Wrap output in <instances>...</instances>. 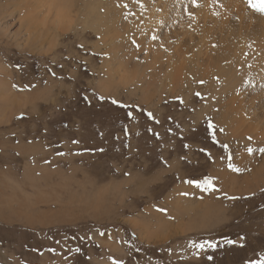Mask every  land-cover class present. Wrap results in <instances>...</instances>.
Instances as JSON below:
<instances>
[{"label":"rangeland","instance_id":"1","mask_svg":"<svg viewBox=\"0 0 264 264\" xmlns=\"http://www.w3.org/2000/svg\"><path fill=\"white\" fill-rule=\"evenodd\" d=\"M155 1L11 0L1 15L0 264H245L264 251V70L249 65L261 56L256 40L232 39V14L228 27L210 30L221 77L206 90L195 61L200 1L167 0V10ZM211 1L225 9L230 0ZM53 2L70 20L45 34L34 24L57 22L54 12L43 20ZM174 64L181 75L172 82ZM228 78L248 86L249 114L233 121L214 116ZM205 176L215 189L186 182ZM240 235L243 248L218 245L199 257L189 244Z\"/></svg>","mask_w":264,"mask_h":264},{"label":"bare ground","instance_id":"2","mask_svg":"<svg viewBox=\"0 0 264 264\" xmlns=\"http://www.w3.org/2000/svg\"><path fill=\"white\" fill-rule=\"evenodd\" d=\"M153 1V0H152ZM192 1V0H191ZM200 2H199V6H200V8H201V10H200V12H199V8L197 7L196 9L198 10V12H199V14L197 13H195V16H196V19L198 20V24H199V26H200V31H197L196 33H197V35L199 34V32H201V35H202V40L199 38V36H200V34H199V36H197V35H195V36H197L200 40H201V42H202V44H200V48H199V52L197 53V59L195 60V61H197V63H198V72H200V78L202 79V80H205V79H207V78H209L207 81H206V84H205V89L206 90H208V89H210V91H211V88H212V92H213V90L215 89V83L217 82V79L219 78V77H221L220 75H219V73H218V70H219V59H218V57H221V60H222V56H220L219 54V56L217 55V54H215L216 53V50L219 48L218 47V45H216V47H218L217 49L215 48V50H212V53H210L211 51H209V49H208V47L209 46H207V41L209 40L208 38H209V33H210V30L212 31V29H215L216 27H222V28H224V26H226L227 24V22L231 19V14L233 15V16H235V18L234 19H236L235 21L237 22V28H238V32L235 34V32H232L231 34L230 33H228L229 35H233L232 36V39L234 40V41H239V38H241L242 37V35H252V40H256V43L255 44H252V46H253V52L254 53H256V52H259L260 51V53H261V56H256V55H254L253 57L254 58H256V62H255V60H251V58H250V60H249V65L251 66V67H254V68H256L255 66H257V68H259V69H262V70H264V16H258L256 13H255V11H253L252 9H250L249 7H248V5H247V3H245V2H242L241 0H230V1H228V3H227V5L229 6L228 8L226 7L225 9H223V8H219V9H216V8H218V7H216L215 8V5H217V4H212V1L211 0H199ZM215 1V0H214ZM219 1V0H218ZM224 2L226 1V0H223ZM154 2H159V1H155L154 0ZM161 2V1H160ZM184 2V1H183ZM38 3H39V1H32L31 2V4H32V7L34 8L35 6H37L38 5ZM187 3V2H186ZM217 3V2H216ZM9 4H11V0H8V2H5V7L3 8V7H0V18H1V15L3 16V13L5 12V10H6V8H7V6L9 5ZM157 4V3H156ZM161 4H162V6L163 7H165V9L167 10V0H164V3L163 2H161ZM181 4V3H180ZM223 4V3H222ZM41 5H43V4H41ZM134 5V4H133ZM195 6H197L196 5V3L194 4ZM55 6V7H54ZM154 6H156V5H154ZM154 6H152L151 4H149V7H148V5H147V7L150 9V10H152V11H154V8H156V7H154ZM182 6V5H181ZM191 6H193V4L191 5ZM247 6V7H246ZM194 7V6H193ZM210 7H211V9H210ZM223 7V6H222ZM134 8H135V5H134ZM138 8V7H137ZM136 8V9H137ZM122 9V8H121ZM186 9V8H185ZM45 14H44V16H43V20H47L48 18L47 17H49L50 15H51V13H53L54 12V16H53V19L52 20H55V21H57V22H55L54 24H52V25H48V23L47 22H45V21H41V22H37V24H34V26H36V27H34V28H37L38 29V27H39V25L41 26L40 28H41V30L43 31V32H45V34H48L49 32H51L52 30H54L55 29V26L56 27H58V28H61V26L63 25H65V23H66V20H70V19H65L64 18V12L63 11H59L58 9H57V7H56V5H55V3L53 2V5H52V7H50V6H47V7H45ZM142 10V9H141ZM158 10V9H157ZM136 11V10H135ZM146 11L148 12V14L146 15V17H152V11H148L147 9H146ZM183 11V10H182ZM190 11H191V9H190ZM219 11V12H218ZM188 12H189V10H188ZM135 13V12H134ZM177 13V12H176ZM137 15H141V14H138L137 13ZM185 15V14H184ZM189 15V14H188ZM230 15V16H229ZM158 16V15H157ZM176 16H177V14H176ZM180 16V15H179ZM191 16V15H190ZM245 16H247V19L245 20ZM103 17V16H102ZM107 17V16H106ZM135 18V17H134ZM128 19V18H127ZM140 19H142V18H140ZM140 19H138V20H140ZM146 19V18H145ZM148 19H150V18H148ZM233 18L231 19V20H234ZM128 20H131V19H128ZM142 20H144V18L142 19ZM183 20V19H182ZM189 20V19H188ZM219 20H221V21H219ZM217 22H220V24H218ZM231 22V21H230ZM35 23H36V21H35ZM134 24H135V22H134ZM145 24V23H144ZM28 25H30V24H28ZM55 25V26H54ZM191 25H193V24H191ZM105 26V25H104ZM195 27V29H197L198 30V27L196 26V24L194 25ZM189 27H190V25H189ZM197 27V28H196ZM227 27H228V25H227ZM226 27V28H227ZM137 28V27H136ZM190 28H193V27H190ZM30 29H31V26H30ZM36 29V30H37ZM56 30V29H55ZM224 30V29H223ZM223 30H222V32L221 33H223ZM228 30H230V29H228ZM140 32V31H139ZM189 34H190V32H188ZM187 33V34H188ZM4 34V33H3ZM219 34H220V32H219ZM218 34V35H219ZM224 34V33H223ZM153 35V34H152ZM222 35V34H221ZM4 36V35H3ZM37 36H41V34L39 35H37ZM141 36V35H140ZM176 36V35H175ZM191 36H193V31L191 30ZM177 37H178V35H177ZM176 37V38H177ZM194 37V36H193ZM141 38V37H140ZM197 38V39H198ZM151 39V38H150ZM166 39V38H165ZM195 39V38H194ZM152 40V39H151ZM179 40H180V37H179ZM187 40V39H186ZM213 40V39H212ZM223 40H227V37L225 36V35H223ZM247 40V39H246ZM139 41V40H138ZM141 41H142V39H141ZM164 41V40H163ZM168 41V40H167ZM189 41V40H188ZM197 41V40H196ZM219 41V40H218ZM150 42H152V41H150ZM156 41H154L153 43H155ZM158 42V41H157ZM160 42V41H159ZM192 42V41H191ZM224 42V41H223ZM240 42V41H239ZM138 43V42H137ZM151 44L147 49L148 50H150L151 52H152V57H151V61H155V60H157L156 58H157V54H155L154 52L156 51V47H155V45L154 44ZM171 43H173V42H171ZM185 43H187V42H185L184 41V44H183V42H182V44L184 45V46H186V44ZM189 43V42H188ZM193 43V42H192ZM192 43L190 44V46H189V44H187L189 47H191V45H192ZM196 43V42H195ZM230 41L227 43V47H229L230 46ZM241 43V42H240ZM245 43V42H244ZM252 43V42H251ZM157 44V43H156ZM197 44H199V41H197ZM226 44V43H225ZM140 45V44H139ZM159 45V44H158ZM176 45V44H175ZM180 45H181V41H180ZM180 45H179V47H180ZM209 45V44H208ZM177 46V45H176ZM184 46H182L183 48H184V50L182 49V54H183V51L185 52L186 51V48L184 47ZM195 46H196V44H195ZM225 46V45H224ZM251 46V47H252ZM178 47V46H177ZM178 47V48H179ZM144 48V47H143ZM159 48V47H158ZM164 48V47H163ZM197 48H198V46H197ZM221 48L223 49V50H225V48L223 47V45H221ZM138 49V48H137ZM162 49V48H161ZM161 49H160V51L159 52H161ZM169 49H170V47H169ZM220 49V48H219ZM259 49V50H258ZM179 50V49H178ZM221 50V49H220ZM229 50V49H228ZM238 50V49H237ZM246 50V49H245ZM157 51V52H158ZM171 51V50H170ZM194 51V50H193ZM219 51V50H218ZM147 53H148V51H146ZM175 52L176 53H179L180 54V50H179V52L178 51H176L175 50ZM239 52V51H238ZM226 53V52H225ZM230 54V53H229ZM229 54H227L228 56H229ZM240 54V53H239ZM218 57H217V56ZM222 55H224V53L222 54ZM226 54L224 55V56H227ZM258 55V54H257ZM159 56H162V55H159ZM171 56V55H170ZM172 57V56H171ZM177 57V56H176ZM162 58V57H161ZM163 58H166V57H163ZM162 58V59H163ZM170 58V57H169ZM258 58V59H257ZM161 59V60H162ZM178 59H179V56H178ZM177 59V60H178ZM249 59V58H248ZM259 59H261V61L259 60ZM170 60V59H169ZM176 60V59H175ZM225 60H226V58H225ZM247 60V59H246ZM173 61H174V59H173ZM191 62H192V60H190ZM224 61V60H223ZM227 61H229V58H228V60ZM226 61V62H227ZM236 61H237V59H236ZM172 62V61H171ZM184 62H186V61H181V63H178L179 64V66L181 67V66H183L184 65ZM165 63V62H164ZM164 63H162V65L164 66ZM174 63V62H173ZM173 63H170V64H173ZM176 63V62H175ZM236 63V62H235ZM241 63V62H240ZM246 63V62H245ZM149 64H150V60H149ZM158 64V63H157ZM166 64V63H165ZM169 63H167V65H168ZM232 64H233V62H232ZM155 65H156V63H155ZM155 65L153 66V64L151 63V66H153V67H155ZM176 64H174L173 65V67H167V71L169 72V78L171 79L170 81H172V82H174L177 78H179V76L181 75V71L180 70H178V68H177V66L178 65H176ZM239 66V65H238ZM152 67V68H153ZM165 67V66H164ZM190 67V66H189ZM241 67V66H240ZM243 67L245 68L246 67V65H243ZM158 68H160V67H158ZM192 68V67H191ZM191 68H189V69H191ZM238 68V67H237ZM188 69V68H187ZM230 69V68H229ZM162 70V69H161ZM245 70H246V68H245ZM152 71V70H151ZM166 71V70H165ZM156 72H157V69H156ZM159 72V71H158ZM228 72V71H227ZM230 72V71H229ZM155 74V73H154ZM171 76V77H170ZM224 77V76H223ZM232 78H234V76L232 75L231 76V79ZM231 79L230 78H228L227 79V82H228V86H230L231 88H228L229 90H230V92L228 91V93L226 92V93H219L218 94V96H217V98L214 100V103L216 104V107H217V111L215 112V114H214V116H216V115H219V116H221L222 115V117H224L225 118V120H226V117H231V119H232V121H233V119H240V118H243V117H245V116H247L248 114H249V111L248 110H246V109H244V99L242 98V89H247L248 88V86L245 84V83H243V84H241V85H239L240 86V88H238V86L237 87H235V85L237 84V82L239 81V79L237 78V80L235 81V84L234 83H231ZM116 80V79H115ZM181 80V79H180ZM179 80V81H180ZM242 82H246L247 81V79H243V80H241ZM222 82V81H221ZM239 84V83H238ZM237 84V85H238ZM214 86V87H213ZM234 86V87H233ZM232 87H233V89H232ZM226 88V87H225ZM219 89V88H218ZM227 89V90H228ZM219 92H223V90H221V91H219ZM216 95V94H215ZM216 97V96H215ZM214 97V98H215ZM252 104V103H251ZM254 105V104H253ZM257 106V105H256ZM247 107V106H246ZM245 107V108H246ZM248 108V107H247ZM251 108H253V107H251ZM260 108V107H259ZM248 109H250V108H248ZM253 109H255V108H253ZM252 110V109H251ZM252 113H253V111H252ZM251 113V114H252ZM254 113H256L255 111H254ZM254 115V114H253ZM217 119V118H216ZM223 119V118H222ZM222 119H220V120H222ZM219 120V119H218ZM228 120V119H227ZM235 121V120H234ZM229 123H230V120H229ZM117 189V188H116ZM206 207V206H205Z\"/></svg>","mask_w":264,"mask_h":264},{"label":"snow or ice","instance_id":"3","mask_svg":"<svg viewBox=\"0 0 264 264\" xmlns=\"http://www.w3.org/2000/svg\"><path fill=\"white\" fill-rule=\"evenodd\" d=\"M193 3H196V0H193ZM246 3L248 5V7L250 9H252L255 12H258L262 15H264V0H246ZM189 15H191V13H189ZM153 39H156L157 37L154 35L152 37ZM138 46V45H137ZM17 67L19 68L20 65H17ZM201 83H203V81H201ZM197 96H200L201 94L199 92L196 93ZM113 103H117V101H113ZM128 107V106H125ZM128 117H132V112H128L127 113ZM148 116L151 117L152 113H148ZM125 131L127 132V129L125 128ZM193 132H195V129H192ZM207 131L208 134L211 136L212 140L215 142L216 141V133H215V125L212 124L211 122L208 123V127H207ZM221 131H223L221 129ZM249 140H251V137H248ZM77 141H74V143H76ZM185 148H189L190 145L188 144H184L183 145ZM224 147H227V145H224ZM100 151H103V149H100ZM200 151H205V149H200ZM248 153L251 154L254 149L249 147L247 149ZM260 152L264 153V147L259 149ZM62 154V153H61ZM183 159V157H182ZM229 168H233V170L235 171H241V169L236 168L234 165H232L231 163H229ZM213 177L212 176H205L203 179H193V180H188L186 181L189 184H195L197 187H202L205 190H212L215 189V185L213 183ZM264 191V190H262ZM253 195H255L253 193ZM230 199H239L238 197H229ZM161 211H165L164 209H161ZM246 243V239L243 235H240L237 239H233V238H229L227 236H223L221 237L219 240L215 239V238H203L200 239L198 242L195 240H190L189 244L192 248L197 249L198 251L196 252V255L199 257L201 252H206L207 250L211 249V250H215L217 248L218 245L223 246V245H237L239 244V246L241 248H243L245 246ZM50 251H54V249H50ZM77 251H79V249H77ZM259 259H250L245 261V264H264V251L259 252ZM207 259L209 261H211L213 259V257L211 255L207 256ZM119 264H122V262H119Z\"/></svg>","mask_w":264,"mask_h":264}]
</instances>
